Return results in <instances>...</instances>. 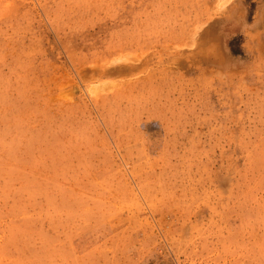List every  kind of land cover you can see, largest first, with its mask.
I'll return each mask as SVG.
<instances>
[{"label": "rangeland", "instance_id": "1", "mask_svg": "<svg viewBox=\"0 0 264 264\" xmlns=\"http://www.w3.org/2000/svg\"><path fill=\"white\" fill-rule=\"evenodd\" d=\"M0 264H264V0H0Z\"/></svg>", "mask_w": 264, "mask_h": 264}]
</instances>
